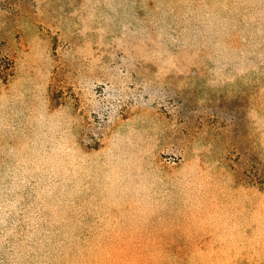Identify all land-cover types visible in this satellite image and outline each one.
<instances>
[{
	"label": "rangeland",
	"instance_id": "rangeland-1",
	"mask_svg": "<svg viewBox=\"0 0 264 264\" xmlns=\"http://www.w3.org/2000/svg\"><path fill=\"white\" fill-rule=\"evenodd\" d=\"M7 59L0 191L162 195L166 264H264V0H0Z\"/></svg>",
	"mask_w": 264,
	"mask_h": 264
},
{
	"label": "crops",
	"instance_id": "crops-1",
	"mask_svg": "<svg viewBox=\"0 0 264 264\" xmlns=\"http://www.w3.org/2000/svg\"><path fill=\"white\" fill-rule=\"evenodd\" d=\"M136 191H0V264H166L151 208L171 204ZM164 252H162V255Z\"/></svg>",
	"mask_w": 264,
	"mask_h": 264
},
{
	"label": "trees",
	"instance_id": "trees-1",
	"mask_svg": "<svg viewBox=\"0 0 264 264\" xmlns=\"http://www.w3.org/2000/svg\"><path fill=\"white\" fill-rule=\"evenodd\" d=\"M12 62L7 59L0 61V79H3L6 75L8 70L12 67Z\"/></svg>",
	"mask_w": 264,
	"mask_h": 264
}]
</instances>
